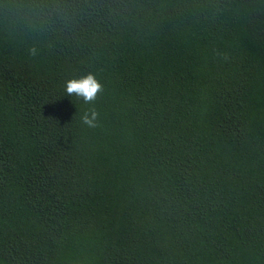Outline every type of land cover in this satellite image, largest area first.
Returning a JSON list of instances; mask_svg holds the SVG:
<instances>
[{"label":"trees","instance_id":"trees-1","mask_svg":"<svg viewBox=\"0 0 264 264\" xmlns=\"http://www.w3.org/2000/svg\"><path fill=\"white\" fill-rule=\"evenodd\" d=\"M0 264H264V0H0Z\"/></svg>","mask_w":264,"mask_h":264},{"label":"clouds","instance_id":"clouds-1","mask_svg":"<svg viewBox=\"0 0 264 264\" xmlns=\"http://www.w3.org/2000/svg\"><path fill=\"white\" fill-rule=\"evenodd\" d=\"M30 55H36L35 49L30 50ZM102 85L96 77L89 73L79 79H69L65 82V92L67 95L81 98L85 103H92L96 100L98 93L102 91ZM98 113L91 109L82 117V123L88 127H96Z\"/></svg>","mask_w":264,"mask_h":264}]
</instances>
